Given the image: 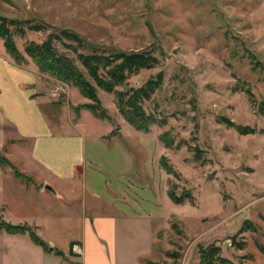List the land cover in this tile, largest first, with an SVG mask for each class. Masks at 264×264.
<instances>
[{"label":"rangeland","instance_id":"obj_1","mask_svg":"<svg viewBox=\"0 0 264 264\" xmlns=\"http://www.w3.org/2000/svg\"><path fill=\"white\" fill-rule=\"evenodd\" d=\"M0 14L21 21L22 35L10 26L21 51L28 41L68 29L85 41L78 49L82 52L150 48L158 58L156 66L140 69L116 87L139 86L162 73L160 87L143 103L158 119L147 132L123 118L113 92L97 89L109 121L87 109L75 113L71 103L88 99L72 84L38 75L51 98L54 88L63 89L43 109L54 134H74L75 128L104 134L93 161V189L100 194L93 197V216L103 217L96 220L106 221L103 214L112 212L109 201L125 200L145 214L139 219L116 215L115 264H139L133 250L142 243L148 245L144 264H201L200 252L211 244L219 247L212 256L215 264L218 257L264 264V0H0ZM2 49L6 53L3 42ZM58 49L74 56L62 44ZM62 101H69V107ZM9 118L0 106V218L28 225L42 240L52 225L63 251L51 252L46 242L44 249L27 232L0 229V264H71L66 258L76 229L62 207L70 202L71 208H80L83 182L51 176L43 161L30 154L35 141L20 136ZM28 132L38 136L37 144L46 135L38 125ZM119 132L123 137H114ZM160 133L171 147L159 139ZM159 156L174 173L160 167ZM125 157L133 159L134 168L127 173ZM45 184L54 191L44 189ZM169 189L176 195L187 191L189 199L175 203ZM158 209L161 215L154 217ZM126 242L130 256H125ZM106 260L111 264L112 257Z\"/></svg>","mask_w":264,"mask_h":264},{"label":"crops","instance_id":"obj_2","mask_svg":"<svg viewBox=\"0 0 264 264\" xmlns=\"http://www.w3.org/2000/svg\"><path fill=\"white\" fill-rule=\"evenodd\" d=\"M38 75L40 76L39 71L32 61L28 60L21 65L16 64L7 52L3 51L2 41L0 40V106L5 114L9 115V123L15 127L20 136L26 140L33 139L35 141L31 146L30 154L43 161L44 169L51 176L62 180H80L83 182L84 189L81 193V200L82 198L83 200L80 206L77 204L80 208L76 206L71 208L70 202L63 204L64 206L62 207V212L67 218L66 221L76 229L75 235L70 240L68 258L66 259L71 264H109L106 259H111L112 257L111 264H115L118 252L116 236L117 229L120 227V222L116 215L120 218L133 217L139 219L145 214L143 212L140 214L141 206H138L137 210H133L127 203L124 204L125 200H119V202L109 201L110 203L108 202V204L112 205V212L103 214L106 216V221L96 220L101 214L93 216V197L100 194L95 188L93 189V161L97 160L94 154L98 148V143L105 142V138L102 137L104 134L90 135L83 132L82 129L76 128L74 129V134L68 132H55L54 134L53 130H50L43 109L50 102L55 103V99L46 94L51 89L49 90L46 87L45 90V86L38 80ZM9 81L10 83H8ZM62 103L64 106L69 107V101H62ZM71 104L76 106L80 103ZM24 119H26L25 123ZM35 125H38L39 128L46 132L43 142L39 144H37L38 136L28 132ZM110 132L111 130H108V133ZM114 137L120 138L123 136L119 132ZM138 144L141 149L146 148L143 142ZM148 154L149 152H147ZM145 155L143 153L141 156ZM125 160L127 166L123 169V172L127 173L134 168L132 165L133 159L125 157ZM145 170L142 168V171L146 174ZM78 200H80V197ZM152 206L156 210L155 205ZM153 213L154 217L160 216L161 210L158 209V212L154 211ZM93 217L96 218L93 219ZM104 226L108 230H105ZM54 227L55 225H53ZM51 228L52 225H50L47 235L43 232L44 234L42 235L45 239L43 241L51 245V252L57 253L55 250L62 252L63 249L58 248V244L51 234ZM96 228L99 233L95 230ZM53 233L55 234V231ZM59 236L56 235L57 239ZM147 247L142 243L141 249L135 248L133 250L135 253L134 258L139 261V264H144L146 260L145 251ZM124 248L125 256L127 254L130 256L132 247L128 248L126 242ZM151 250L153 249L151 248Z\"/></svg>","mask_w":264,"mask_h":264},{"label":"trees","instance_id":"obj_3","mask_svg":"<svg viewBox=\"0 0 264 264\" xmlns=\"http://www.w3.org/2000/svg\"><path fill=\"white\" fill-rule=\"evenodd\" d=\"M20 22L0 14V40H2L7 54L16 64L21 65L30 60L39 73L49 75L63 83L72 84L76 87L88 101L74 106L75 113H78L80 109H87L98 118L111 120L106 109L101 104L97 93L99 88L115 94V103L118 111L135 129L147 132L150 125L158 121L153 113L145 110L143 103L160 87L163 80L161 72L157 73L155 77L148 78L139 86H128L125 89L116 88L126 84L128 78L140 69L152 68L158 64V58L150 48L137 51L82 52L78 50L85 47V41L82 37L72 30L62 29L58 32H49L40 42H26L23 46V51H21L15 42L13 30L10 29V26H14L16 30L20 29L19 34L22 35L23 31L18 25ZM25 22L27 23L28 21L26 20ZM30 27L35 30L41 29L39 25H30ZM58 44H62L72 51L74 56L60 51ZM225 121L228 125L235 126L243 133L249 132L246 127L235 125L229 119H225ZM110 134H115V130H112ZM159 139L165 143L166 147L172 146V142L166 134L160 133ZM2 161L3 157L0 156L1 164L3 163ZM159 165L167 174L174 173V169L165 161L164 156H160ZM167 194L175 203H182L189 196L187 191L182 195H176L170 189ZM249 225L251 224L249 223ZM0 229L12 234L27 232L32 241L44 247V249L48 248L46 243L28 225L9 224L0 218ZM218 251L219 247L213 244L209 245L206 250H201L200 263L215 264L217 259L216 261L215 259L212 260V256H217ZM55 252L58 251L55 250ZM207 254L210 257L208 261L205 259ZM170 255L175 256L173 253H170ZM218 258L219 264H235L227 258ZM146 264L158 263L148 261Z\"/></svg>","mask_w":264,"mask_h":264},{"label":"built area","instance_id":"obj_4","mask_svg":"<svg viewBox=\"0 0 264 264\" xmlns=\"http://www.w3.org/2000/svg\"><path fill=\"white\" fill-rule=\"evenodd\" d=\"M63 91L61 87H56L54 88L51 92L50 95L54 98L57 99L60 96V93Z\"/></svg>","mask_w":264,"mask_h":264},{"label":"water","instance_id":"obj_5","mask_svg":"<svg viewBox=\"0 0 264 264\" xmlns=\"http://www.w3.org/2000/svg\"><path fill=\"white\" fill-rule=\"evenodd\" d=\"M44 186V189H47V190H50V191H54L53 189H52V187L50 186V185H48V184H45V185H43Z\"/></svg>","mask_w":264,"mask_h":264}]
</instances>
